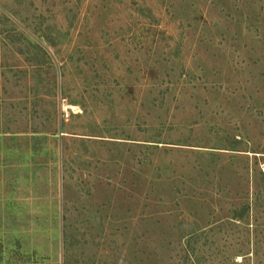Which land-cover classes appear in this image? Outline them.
<instances>
[{
	"label": "rangeland",
	"instance_id": "obj_1",
	"mask_svg": "<svg viewBox=\"0 0 264 264\" xmlns=\"http://www.w3.org/2000/svg\"><path fill=\"white\" fill-rule=\"evenodd\" d=\"M0 264H264V0H0Z\"/></svg>",
	"mask_w": 264,
	"mask_h": 264
}]
</instances>
